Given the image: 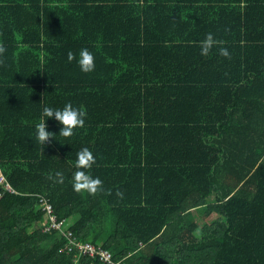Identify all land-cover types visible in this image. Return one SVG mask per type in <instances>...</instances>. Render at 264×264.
Masks as SVG:
<instances>
[{
	"label": "trees",
	"instance_id": "obj_1",
	"mask_svg": "<svg viewBox=\"0 0 264 264\" xmlns=\"http://www.w3.org/2000/svg\"><path fill=\"white\" fill-rule=\"evenodd\" d=\"M150 4L0 0V171L13 190L0 187V264H104L70 241L120 264H264V0L205 4L208 25L197 18L187 38L177 26L154 38ZM166 4L156 12L177 13ZM222 27L202 56L199 41ZM66 102L84 126L62 137L48 118L42 145V107ZM83 147L95 193L72 187ZM39 199L63 229L47 230Z\"/></svg>",
	"mask_w": 264,
	"mask_h": 264
},
{
	"label": "clouds",
	"instance_id": "obj_2",
	"mask_svg": "<svg viewBox=\"0 0 264 264\" xmlns=\"http://www.w3.org/2000/svg\"><path fill=\"white\" fill-rule=\"evenodd\" d=\"M224 41L215 39L212 33L205 34L204 38L199 41L200 54L202 56L208 55L210 50L215 45H222ZM4 51V48L0 46V53ZM218 53L221 56L228 57L229 51L225 47H218ZM74 54L72 51H68L67 59L72 61ZM77 64L81 72L89 73L95 68L94 55L87 47H82L78 53ZM86 113L82 108L74 107L71 102H66L62 108H54L45 105L41 109L40 122L35 125L36 128V140L45 145L49 138L53 139L55 133L47 130L46 120L48 118H54L61 125L58 134L62 137H70L74 134L76 129L84 126ZM95 163V158L92 151L83 147L76 152V159L74 161L75 171L72 174V187L77 192L95 193L98 190H102V181L99 177L91 175L88 169H91ZM53 177H50L52 179ZM55 182L63 183L64 175L61 171L55 172ZM121 192H117V196H122Z\"/></svg>",
	"mask_w": 264,
	"mask_h": 264
},
{
	"label": "crops",
	"instance_id": "obj_3",
	"mask_svg": "<svg viewBox=\"0 0 264 264\" xmlns=\"http://www.w3.org/2000/svg\"><path fill=\"white\" fill-rule=\"evenodd\" d=\"M103 2H119V3H127V2H134V1H142V0H99ZM151 4V8L148 10L146 15V23L148 27L151 29L150 32L154 35V38H158L160 35L167 33L171 30L172 27L177 26L178 35L181 37H186L187 34H197V32L202 31V28L197 27V18H200L201 25L207 24V20L211 19L209 16L208 11H205V4L206 5H213L212 2H216V5L219 6H227L229 5L232 7V2L234 0H148ZM158 3V4H156ZM176 7L177 13L173 15H165L161 14L156 10L158 9L157 5H165ZM199 3V4H196ZM230 3V4H229ZM191 6L193 10H191ZM218 7V6H214ZM200 15V16H198ZM194 20V24L191 21ZM208 25V24H207ZM221 27V26H220ZM228 29L220 28L219 32L213 34V37H219L218 33H226ZM211 31V30H210ZM181 41V39H178ZM179 43V41H178ZM168 63L164 58H160L158 60L159 65H163ZM164 73L156 77H162ZM195 214V212L193 213Z\"/></svg>",
	"mask_w": 264,
	"mask_h": 264
},
{
	"label": "built area",
	"instance_id": "obj_4",
	"mask_svg": "<svg viewBox=\"0 0 264 264\" xmlns=\"http://www.w3.org/2000/svg\"><path fill=\"white\" fill-rule=\"evenodd\" d=\"M0 187H2L3 191L13 192L10 185L7 183V181L4 179V177L1 174L0 171ZM40 203L43 204V209H45L49 215L50 223L47 227V230L49 228H56V229H63L64 224L62 221H59L56 219V215L52 212V207L50 204H48L44 199H39ZM70 244H74L76 248L81 251L82 253H86L90 256H97L99 260L104 264H120V262H114L112 260L111 254L107 250L102 249H96L95 247L89 245V244H82L78 242L70 241Z\"/></svg>",
	"mask_w": 264,
	"mask_h": 264
}]
</instances>
